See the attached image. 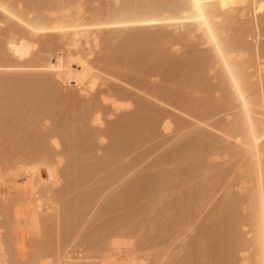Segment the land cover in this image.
<instances>
[{"label": "rangeland", "instance_id": "1", "mask_svg": "<svg viewBox=\"0 0 264 264\" xmlns=\"http://www.w3.org/2000/svg\"><path fill=\"white\" fill-rule=\"evenodd\" d=\"M19 1L21 4H23H19ZM57 1L59 3H57ZM57 1L49 0L45 3L46 5L44 4L43 7H39L38 10L30 13L31 7L29 3H27V0H8V2L18 15H20L22 18L28 19H31L36 15L41 17H49L50 14L55 15L54 12L57 9H60V11L62 12L57 10L56 15H58L59 13L61 15L62 13L66 12L65 10H61L64 8L72 14L73 10L76 12L77 9H81L82 11V9L86 7L88 11L90 10V13H87L88 11L86 9L85 12L83 11V20L86 23L104 22V20H102L104 15V18H106L105 21L112 20V17L114 16L110 14H114L117 9H120L125 4L124 0H86V2L85 0H80L82 1L81 3L79 2V0ZM139 1L146 5H155L162 0ZM78 2L80 5L78 4ZM131 2L134 1L131 0ZM18 4L20 5V7ZM18 7L20 10L18 9ZM97 7L100 8L101 13L99 10H97ZM108 8L109 11H107ZM86 15L87 21L84 19V16ZM88 16L92 21L89 20L88 22ZM0 17V65L14 66L17 64H22L24 63L23 61H15L11 57V54L7 50L6 46V40L11 34L9 32V27H20V24L16 21L6 22L1 15ZM244 21L243 19L242 21H233V25H231V27H235H232L235 30H233L232 33L236 32L234 35H236L237 32L243 33L241 38L244 41L254 43L253 39L259 37L258 34L260 35V33L262 35L264 31H261L264 27L260 29V26L262 24L260 21L258 22L259 26H257V18L256 16H253L252 13H250V15L246 17ZM247 24L249 25V27ZM244 29H246V31ZM181 31H183L182 28L174 29L172 27L165 28L164 32L158 29L150 31H123L119 33H110V31H103L100 34V38H102L99 44L100 47L91 46L89 47V50H85V48L87 49V47L81 46L79 49L75 50L77 52L74 53L78 54L75 56L76 58L74 57L75 65L73 66H75L74 68L76 70H74L75 72L71 73L67 77V81H63L54 77L56 79V81L54 80V83L56 84L58 82V84L56 85L59 87V90L61 89V94L63 93L62 95L66 96L68 94L67 98H61L60 92H58V105H55V103L57 104V102L55 101L56 99H54L56 97L53 98L49 94H47V92L49 91L47 87L35 81L42 75L36 74V76L32 77L30 73H0V79L5 78L7 80L14 79L21 81V83L19 82L20 85L17 84L10 87H7L6 85L2 86L1 84L2 87H0V95L7 96V98L9 96L11 103L13 102L14 104H16L15 107L12 108L13 110L11 111V113L18 114V116L11 114L13 121L11 120L10 124H8V126L6 127L7 129H9V127L10 129H15L19 136V142L22 143L21 144L17 142L14 143L15 145H13V143L11 144V141H7V139L6 141L8 143L6 141H4L5 143H2L3 139L0 140V144L2 143L6 146H2V144L0 145V175H6L10 170L14 169L13 167H16L17 163V166L20 167L19 165H21V162H27L25 159V157L27 158V156H25L24 158L19 157L17 159L9 158L8 163H6L8 159L4 163L5 158H8L6 157V155L8 154V149L9 152L10 149H13L14 151L19 150L20 152H30L29 149H32L31 147L38 145L39 139H44L43 144L47 147L50 146V148L53 149V162L58 173V182L53 187L54 196H47L48 198L46 197L47 202L52 204L50 210L46 212L47 214L51 213L50 216L52 215L53 217V222L50 228L42 224L39 225L40 228L30 230L28 228L26 220L24 219V221H21L22 223L20 222L21 224L17 223L19 228H17V226L12 227L14 224H12L11 218H14V216L11 217V214L13 213V215L16 216L18 215V212L11 213L9 211L10 208H8V202L2 201V198H0V237L5 239L7 238V235L9 236V234L11 233L17 235L18 232L19 236L17 235L16 242L19 244L16 245L15 242L13 248L17 251L16 256L18 255L17 259L19 261L21 260V262L25 263V261L28 260L27 258H33L34 254L37 253H34L36 251L32 250L34 249L32 247L35 245L38 246L40 245V243H43L42 245H44L43 247H45V251L40 254V256H42V264H101L102 258L104 257L102 249L104 250L106 247V240L114 236L117 238L116 241L120 243H127L130 246L131 250H133L134 262L132 264H207L208 262V264H254V250L253 248H250V246L246 247V250L242 253L235 251L230 256L228 261H225L226 263H224L223 261L220 262V258L222 259L224 254L222 255L221 253L223 250H217L216 246L219 245L218 247L221 248L223 245L225 246L229 242L232 243V241L235 239V236H239L244 239L246 245H249L253 239L250 227L242 226V222H237L236 219L234 220V224L235 221L237 222L235 225L231 223L233 221H228L233 225L231 226L233 230H230L231 228H228L230 224L227 222V218L225 217L229 216L231 208L233 209L234 206L232 205L233 207H231L229 205L230 202L228 203V201L224 200H228L227 195L234 198L237 197L236 199H242L239 203H237V215H239L237 216L238 221L242 219L240 217H245L248 214V203L246 202V198L248 192L252 188V184L245 178L244 171L246 169V166L249 164V160L247 157L242 158L241 156H236L239 150V142H236V138L234 139L232 137L234 135L231 136L233 140L230 138V134L232 133V124L235 115L238 112L237 110L232 109V107H229L222 102L216 112L214 111L208 116L206 114L200 113L205 109L207 104H214L220 98V95L219 97L216 95L218 93L216 92L215 87L216 85H218V80L216 81V79L214 80L213 78L216 68H213L212 70H207L206 68H204V70H202L207 84L206 87L203 88V90L195 91V95L194 93H192L194 91L191 90L190 92L187 91L185 87H179L181 83L183 84V81L186 85H190V83H193L195 85L196 82L192 81V79H194L195 77H193L192 73L189 75L190 72L188 73L185 70L186 65L188 64V62L191 63L192 60H197L199 57H202L204 52V49L200 46L202 43L196 38V36L191 35L186 39H181L178 36H175L177 32L179 33ZM157 38H160L161 40L159 39L160 41L158 40L159 42H156ZM56 41L60 43L59 40L56 39ZM260 41H264L263 36L260 38ZM38 45L39 46H37V50L35 51L36 53L34 52L33 57H44V55L45 57H48L46 52L42 50L40 51V49L43 48L41 43H39ZM61 48L64 47L61 46ZM130 52H132V54ZM189 52L190 54H188ZM66 53L64 52L65 55H68ZM134 53H137L138 57L137 54ZM243 54V60H246L250 57V55H247L245 52ZM258 56L262 57L263 54ZM102 58L104 59V61H102ZM105 60H108L106 62L107 66L106 64L103 65V63H105ZM113 60H115L116 62ZM119 60H121L122 62ZM100 61L101 63H103L101 64ZM129 61L130 64L128 63ZM81 66L85 68L83 70L85 71V73L80 72L79 69L82 68ZM129 67L131 68L129 69ZM90 68H94V72L97 75L99 74V77L100 75L103 76L100 77L98 84L96 80L93 81L94 79H92L95 78L94 75H92L93 73L91 71H86V69ZM253 69L254 70L252 72L253 74L251 80L252 83L257 87V90L259 89L257 96V105L260 113L264 117V72L262 73L258 71V67ZM171 71L174 74L169 75ZM89 73L92 75V78L90 77ZM164 75L169 76V78ZM75 77H78L82 80L72 83V81L70 80ZM68 78H70V80ZM104 78L106 79V82ZM140 81H143V83L139 85L138 82ZM59 82L60 85H62L61 87L59 85ZM92 82L94 83L92 84ZM91 86L94 88L92 90L89 89L91 94L97 96L100 101L101 96H99L98 94L100 91L103 90L105 91V93H107L111 90L116 89L119 94L125 93V95L128 96V99H130L131 101L134 100L132 104L135 107H131V111L137 109V106L134 103H136L135 101L139 102L140 100L146 106V108H148L149 111L158 113L159 115L162 114V117L160 116L161 120L159 119L160 121L154 124V126L156 127H153V125H151L155 131H153L154 133H151L152 130H150L151 135H149L148 133L149 127L150 129H152L151 126H149L148 130L146 131V133L148 134H145L143 132L145 134L144 136L143 134L141 135L140 131L136 134L134 133L136 137L131 134L133 136V142L132 145H130V148H133L131 149L132 153L127 157L118 160V162L120 163H133V167L131 166L130 171L125 174L121 175L120 173H117V168L114 169V167H117V165L115 163V166L114 162L112 161L108 163L106 159H104L106 160L104 161L102 158L100 162L98 158L100 159L101 157L99 156L97 158H81L79 155L81 152L80 150L82 147H85L88 142L90 143L88 139L87 143L79 140L80 143L77 142V145L75 144L76 147H73L72 152L65 154V151L67 150H64L65 145L62 146V144L64 143V137H62L64 135L63 133L67 132V135L64 136H68L69 134L70 138L71 134H73V137L77 135L79 131H83V129H81L82 127L80 128L79 126H82V124H79L78 126L77 124H75L77 128L81 129H79V131L77 132L76 127L74 128V123L71 121L73 117L74 121H76L75 119H78L77 110L79 107H77V103L80 98H83L85 96V93L80 92L81 89H86V87L91 88ZM3 87L5 88L3 89ZM150 87L171 89L170 91H172V94L175 95V93L177 92V96L175 95L176 97L188 98L190 105H187L186 107L188 108L189 106H191L187 109V112L190 111V113L188 112L189 114H187V112L184 111L186 110V108L181 103L178 105L179 107H176V105L171 106L166 102L163 103V101L158 97L157 98L159 99V101H162V103L159 102L157 98L155 100L153 95L150 92H147V90H150ZM138 88L140 90H138ZM202 94H204V96ZM181 95H183L184 97ZM207 96L210 98H208ZM39 97L41 98L39 99ZM21 98L23 100H21ZM116 99L118 101L125 100L118 97ZM190 99L192 100V102ZM48 101H50V103H54L55 108L56 106L58 107L56 109H58L57 112H59L60 114H57V112L55 113V111L53 113L57 115L53 114L48 117H43V115L39 114V111L41 110L40 107L43 108L45 102ZM207 101L211 102L208 103ZM198 104L202 105L199 106ZM101 105L102 107H104L106 112H113V108L111 107L110 103H101ZM194 105H196L195 110L197 109V106H199L196 110L197 112H194L195 110H193ZM181 107H183L184 112L182 111V109H180ZM117 113L118 112H116V114ZM119 115H121V113L115 115L114 117H109L108 115L104 114V125L101 129L106 130L108 123L115 121L117 116ZM194 115H196V117H193ZM197 116L199 120H196ZM61 123H64L63 127H65V125L67 127V129L65 128V131L63 133H57V136L60 135L61 137L59 138L51 136V134H53V131H55L57 127L62 125ZM86 123H88V125H90V128H92L93 130L97 128L91 125L88 121ZM164 123L169 124L167 130H164ZM218 124H220V126L223 125L225 129H223L222 127L220 128L219 126L220 129L218 128V130L223 131H218L216 126ZM84 127L86 128V126ZM73 128V131H75V133L70 130ZM58 129L59 128H57V132ZM68 131H71V133ZM32 133L34 136L38 135L41 138L38 139L37 137V139L33 143L34 139L31 137ZM137 135L143 136L144 139H142V137L140 136V140ZM135 138L136 141H134ZM21 139H24L25 142H23ZM94 139L96 143L94 145H97L99 143V140L97 138ZM29 140L32 141L30 142ZM53 141L59 142V145L57 147H54ZM139 141L140 143H138ZM9 142L11 144L10 146ZM108 143L109 141L107 139H105V141L103 142L104 145L99 143V146H97H101V148H98L95 153L97 155L103 156L102 152L104 148L102 146L106 147ZM227 143H229V145ZM230 145L233 147L229 148L228 146ZM9 155L10 154H8L7 156ZM99 162L102 165V167L100 166L101 170L97 171L96 174H91L92 176H83V168L89 169L90 167H94L96 164L97 167H99ZM111 169L113 170V172H111ZM68 170L71 171V173H74H68ZM114 170H116V172ZM66 173L71 175L69 179H66ZM11 174L12 172L8 176H6L7 180L13 179V175ZM160 177L162 180L160 179ZM66 181L71 182L72 187L67 190L66 193H62L63 190L67 188ZM153 182L155 185H157L156 187L154 184H152ZM10 183H13V193L10 195L14 200L12 206L22 203L20 209L23 213L24 211H26L25 204L28 197V191L26 187L24 191L20 189V187H22L23 185H20L19 179L15 181L13 180V182ZM133 184H138V186L139 184H143L141 188L145 190H152L155 192L152 193V191H150L151 194L148 193V196L147 194L145 196L143 194L141 196H144L143 198H140L139 194L135 193L136 196L134 195V198H137L139 196L138 198H140V200L138 199L136 202L135 198L133 206H130L128 209L115 208L117 204H114V200L117 195H119L122 190L125 189L128 185ZM151 185H153V187ZM154 187L155 190H153ZM157 192L158 194H160L158 195ZM84 198L85 202L82 203ZM77 199L79 203L78 207H73V209L71 208V210H69L68 212L69 215L67 223H69V225L67 224L68 227H66L68 228L67 230L69 231V234L66 230L68 234L67 235L65 234L64 229H66V227L65 223H63L64 219L62 220V217H64L65 210L69 205L68 203H72L73 201L75 202ZM110 205L111 209H109ZM112 208H115L116 210H112ZM10 210L12 211V209ZM7 213L10 214L6 215ZM23 215L25 216V214ZM24 216L23 218H25ZM6 217H9V219H6ZM111 221L112 223H109ZM226 222L229 226L226 225ZM10 223L12 224V226H10ZM124 224L127 225V228ZM71 226L73 227L71 228ZM16 228L18 230H16ZM129 228H131V231L129 230V237H121L123 231L127 232L126 229ZM14 231L16 233H14ZM63 231L64 235H67V237H64ZM204 233H206L207 238H204ZM22 240L24 241V243ZM102 242L105 243L103 244ZM211 242H213V244ZM234 242L236 244L237 240L233 241V243ZM210 245L212 246L210 247ZM213 246L214 248L212 249ZM27 252L28 254H26ZM40 256L39 258H41ZM212 256L219 258L217 263L213 262L216 258L213 257V259ZM9 258L12 259L13 257L9 256L8 259ZM13 262L14 261L9 259V261H7V264ZM38 264H40V262Z\"/></svg>", "mask_w": 264, "mask_h": 264}, {"label": "bare ground", "instance_id": "2", "mask_svg": "<svg viewBox=\"0 0 264 264\" xmlns=\"http://www.w3.org/2000/svg\"><path fill=\"white\" fill-rule=\"evenodd\" d=\"M27 1H28L27 3H29V5L31 7L30 13H32L33 11L38 10L39 7H43V5L46 2H48L49 0H27ZM132 1H134V2H131V0H124L125 4L120 9H117L114 14L113 13L110 14V15L114 16V17H112V20L105 21L106 18H104V16H105L104 15L103 19H102V20H104V22L86 23L83 20V11L85 12L87 10L86 7L85 8L81 7V8H84V9H82V11H81V9H77L76 12L73 10V12H75V13L72 12V14L69 13L67 11V9L64 8L61 10H63V11L65 10L66 12L62 13L61 15H60V13L58 15H56V11L58 10L57 9L54 12L55 15L50 14L49 17L48 16L47 17H41V16L36 15L33 18L28 19V18H22L20 15H18L14 11L13 7L10 5L8 0H0V6L5 7V11L0 12V15L3 17V19L6 22L16 21L17 23L20 24V27L19 26L9 27V32L11 34L6 40L7 50L9 51V53L11 54V57L15 61H23L24 62L22 64H17L14 66H9V65L8 66H1L0 65V73H3V72L28 73V74L30 73V75L32 77L36 76V74L42 75L38 79H36L35 81L37 83H41L42 85L46 86L47 89L49 90L47 92V94H49L53 98L56 97L54 99H56L55 101L57 102V96L59 97L58 92H60L61 98H67L68 94H67V96L62 95L63 93L61 94V91H60L61 89L59 90V87L56 85V84H58V82L56 84L54 83L56 81L55 78H58V79L63 80V81L64 80L67 81V77L71 73L75 72L74 70H76L74 68L75 66H73V65H75L74 64L75 58H76L75 56L78 55L77 53H74V52H77L75 50L79 49L81 46L87 47V49L85 48V50H89V47H91V46H94V47L99 46L100 41L102 39V38H100L101 37L100 34L103 31H110V33L111 32L112 33H119V32H123V31H150V30L158 29V30H161L162 32H164L165 28H171L172 27L174 29H181V28L183 29V31H181L179 33L177 32V34H175L176 32L174 33L175 36H178L181 39H186V38L190 37L191 35L196 36V38L202 43L200 46L204 49L203 56L199 57L197 60L194 59L195 61L191 59L192 60L191 63L187 61L188 64L186 65V69L184 68L188 73L190 72L189 75L191 73L193 74V77H195V78L192 79V81H194L196 83H195V85L193 83L192 84L190 83V85H186V84H184V81H183V84L181 83L179 87L180 88L185 87V89L187 91H190V92L192 90V91H194L192 93H194V95H195V91L203 90V88H205L206 84H207L206 78L203 75L202 70H204V68H206L207 70H212L213 68H216L215 75L213 76V78H214V80L216 79V81L218 80V85H216L215 87H216V92L218 93L216 95L218 97L220 95V98L214 104H212V103L207 104L205 109L202 110L200 113L206 114L208 116V115L212 114L214 111L216 112L222 102L225 103L227 106L232 107V109H235L238 111L237 114L235 115V118H234V121L232 124V130H231L232 133L230 134V138L232 135H234L232 137L234 139L236 138L235 139L236 142H239V145H238L239 147L236 146L239 149L236 156H241L242 158L247 157L249 160V164L246 166V169L244 171V176L252 184V188L248 192L247 198H246V202L248 203V214L245 217H240L242 219L240 221H238L237 216H239V215H237L238 214L237 213V209H238L237 203H239L242 199L240 200L239 197H238L239 199H236L237 197L234 198L232 196H231L232 197L231 198L229 195H227L228 200H226V199H224V200L228 201V203L230 202L229 205L231 207H233V206L234 207H233V209L231 208V211H230V214L228 217L223 216V217L227 218L226 219L227 222L233 221V222H231L232 224H234V220L236 219L237 222H242L241 223L242 226H249L251 229V233L253 235V239H252L251 243L249 245H246L244 239H242L239 236L238 237L235 236V239L237 237L236 244H235V242L233 243V241H236L234 239L232 241V243L229 242L225 246L223 245L224 247L222 246L220 248V247H218L219 245L216 246V249L219 251L223 250L225 252L224 253L222 251L221 254L222 255L224 254V255H223L222 259L220 258V262L223 261L224 263H226L225 261H228L230 256L235 251L242 253L246 250V247L250 246V248H253V250H254V264H264V244H262V223H261L262 217H264V117L260 113V110L258 109V105H257V96H258L259 89L257 90V87L255 86V84L252 83V80H251L252 74H253L252 72L254 70L253 68L258 67V69H257L258 71H260L262 73L264 72V41H262V42L260 41V38L262 36L264 37V32H263L264 31L263 30L264 29L263 28L264 27L263 26L264 25V13H262L260 11V5L264 4V0H210L211 3L218 6L215 10H213L210 13V16H211L210 25H206L203 22H201L198 19L197 15L195 14L194 10H191L190 12L186 13L183 9H181L179 7V5L186 3L187 0H162L161 2H159L155 5H146L144 3H141L139 0H132ZM79 2L81 3L82 1L79 0ZM79 2H78V4H79ZM85 2H86V0H85ZM57 3H59V2L57 1ZM116 3H118V2H116ZM19 4H21L20 1H19ZM223 5H228V6L224 7ZM233 5H235V6H233ZM19 7H20V5H19ZM19 7H18V9H19ZM109 8H111V7H109ZM109 8L107 11H109ZM48 9H49V7H48ZM97 10L100 11V8H98ZM44 11H42V12H44ZM52 11H51V13H52ZM58 11H60V9ZM89 11L87 13H90ZM102 11H103V9H102ZM6 12L9 14H6ZM60 12H62V11H60ZM30 13H28V14H30ZM100 13H101V11H100ZM250 13H252L253 16H256L257 23L260 21L263 24V25L261 24V26H260L261 27L260 29L263 28L261 31L263 33H262V35H261V33H260V35L258 34L259 37H256L255 39H253L254 43H250L249 41H244L241 38L243 33L237 32V34L234 35L236 32H234V33H232V32H233V30H235V29H233L235 27H233V26H232L233 28L231 27V25H233L232 24L233 21H235V20H238V21L241 20L242 21V19L244 21V19L246 17H248L250 15ZM107 14H109V13H107ZM90 16H91V14H90ZM86 17H87V15L84 16L85 20H86ZM106 17H107V15H106ZM97 19H99V18H97ZM89 20H90V17L88 16V22H89ZM90 21H92V20H90ZM149 21H157V22L156 23H150ZM247 25H245V26H247ZM209 26L212 29L211 33L209 32ZM257 26H259V23ZM248 27H249V25H248ZM38 28H43L44 31H39V30L34 31V29H38ZM251 28H252V26H251ZM244 30L246 31V29H244ZM9 32H8V34H9ZM213 36L216 37L215 42L213 40ZM56 39L59 40L60 43L57 42ZM112 39H113V37H112ZM159 39L160 38H157L156 42H159L161 40V39L160 40ZM39 41H41V42H39ZM103 42H102V46H103ZM139 42H140V40H139ZM218 42H222V46H223L224 51H225V55L223 58L217 53L216 43H218ZM39 43H41V45L43 47L42 49H40V51L42 50V51L46 52L48 57H45V55H44V57L43 56L42 57H38V56L33 57L34 52L37 50V46H39L38 45ZM110 45H111V42H110ZM61 46L64 48H61ZM129 51H131V50H129ZM64 52L65 53L67 52L66 54H68V55H65ZM244 52L247 55H250V57L246 60H243L244 59V54H243ZM130 53L132 54V52H130ZM134 54H137V53H134ZM188 54H190V52ZM262 54H263L262 57L258 56V55H262ZM120 57H121V55H120ZM137 57H138V54H137ZM102 61H104L103 58H102ZM107 61L105 60V63L102 62L103 65L106 64V66H107V63H106ZM113 61H115V60H113ZM119 61H121V60H119ZM100 63H101V61H100ZM128 63L130 64V61ZM125 65H127V64H125ZM109 66H110V64H109ZM81 67L82 68L79 69L80 72L85 73V71H83L85 68L83 66H81ZM96 68H98V67H96ZM130 68L131 67H129V69ZM86 71H89V72L91 71L93 73L92 75H94L95 78H92L91 77L92 75L89 73L90 77L92 79H94L93 81L96 80L97 84H98V81L100 80V77H103L101 75L99 77L98 76L99 74L97 75L94 72L95 71L94 68L86 69ZM6 74H8V73H6ZM170 74H174V73H172V71H171V73H169V75ZM233 75H236L242 83L243 99H241V96L236 92L235 88L232 85V76ZM164 76H166V75H164ZM166 77L169 78V76H166ZM68 79L70 80V78H68ZM69 80H68V82H69ZM79 80L81 81L82 79L75 77V78H72L70 81H72V83H75V82H78ZM104 80L106 82L105 78H104ZM186 80H187V78H186ZM19 82L21 83V81H19V80H14V79L13 80L12 79L7 80L5 78L4 79L1 78L0 79V87H2L3 85H6L7 87L17 85V84L20 85ZM93 83L94 82H92V84ZM138 83L140 85L143 83V81H140ZM1 84H2V86H1ZM59 85H60V82H59ZM61 86L62 85H60V87ZM5 87H3V89ZM89 89L92 90L94 88L91 86V88L86 87V89L85 88L81 89L80 92L85 93L84 94L85 96L83 98H80V100L77 103V107H79L77 110V113L79 116L77 115L78 119H75L76 121L73 120L74 117L72 118V121H71L74 123V128L76 127L77 132L79 131V129L81 127H82L81 129H83V131H79L78 132L79 134L78 133H77V135L74 134L75 136H73V137H72L73 134H71V137L69 138V136H70L69 134H68V136H64V135H67V132L66 133L64 132L65 128L67 129V127H66V125H65V127H63L64 123H61L62 125H60L59 127H57L58 125L56 126L57 128H59L58 132H57V128L55 127L56 130L54 128L55 131H53V134H51V136H55V137L60 138L61 136L60 135L57 136V133L61 134L64 132L63 133L64 135L62 134L63 135L62 137H64L63 138L64 140L62 138L61 139L64 142L62 144V146L65 145L64 147L67 148V149L64 148V150H67V151H65L66 152L65 154L72 152L73 147H76V145H77L76 143L79 142V140H82L85 143H87V139H88V141H90V143L88 142L86 145L84 144L85 147L81 148V150H80L81 152L79 151L80 152L79 155L81 158H83V157L84 158H86V157L97 158L99 156V157H101L100 159L98 158V160H100V162H101L102 158H103V160L106 159L108 163H110L112 161V162H114V165H115V163L117 165V167H114V169L117 168L116 169L117 173H120L121 175L125 174L128 171H130L133 163H130V162L129 163L128 162L127 163H120V162H118V160L121 158L123 159L132 153L131 149H133V148H130V145H132V142H133V136L132 135H134V137H136L135 134L138 133L139 131L141 132V135L143 134V136L145 134H148V133H149V135H151L150 130H152L151 133L154 131L153 127H156V126H154V124L158 123L161 120L160 116L162 114L159 115L158 113H154V112L149 111L148 108H146V106L142 103V101L139 100L140 99L139 97H138L139 102L135 101L136 103H134V104H136L137 109L136 110L134 109L131 111V107H135L132 104L134 100L131 101L130 99H128V96H126L125 93L119 94V92L116 89L111 90L107 93H105V91H103V90L100 91L98 94H99V96H101V101L98 99L97 96L92 95ZM176 89H178V88H176ZM193 89H195V90H193ZM138 90H140V89L138 88ZM170 90L171 89H163L161 87L160 88L150 87V90L149 91L147 90V92H150L153 95V97L155 98V100L158 97L159 99H161L163 101V103L166 102L167 104H170L171 106L176 105V107H177L181 103L186 108V110H184V111L187 112V109L189 107H191V106H189L188 108L186 107L187 105H190L189 99L176 97L177 92L175 93V95H176L175 96L174 94H172V91H170ZM172 90H174V89H172ZM202 95L204 96V94H202ZM181 96H183V95H181ZM117 97L120 99H125V100L124 101H122V100L118 101L116 99ZM40 98L41 97H39V99ZM46 98H47V96H46ZM48 98H50V97H48ZM134 98H135V96H134ZM136 98H137V96H136ZM158 98H157V100L159 101ZM208 98H210V97H208ZM21 100H23V99L21 98ZM212 100H215V99H212ZM162 101H159V102L162 103ZM191 102H192V100H191ZM207 102L210 103L211 101H207ZM19 103H21V102H19ZM101 103H110L111 107L113 108L112 109L113 112L112 111H111V113L106 112L104 107H102L103 104L101 105ZM15 105L16 104H14L13 102L11 103L9 96L7 98V96L0 95V128H1L0 129V140L3 139L2 143H5L4 141H6V139H7V141L8 140L11 141V144L13 143V145H15L14 143H17V142L21 143V142H19V138H18L19 136L17 134V131H15V129H13V128L10 129V127H9L10 130H9L6 127V126H8V124H10V121L12 120V115L18 116V114H12L11 113V111L13 110L12 108L15 107ZM22 105H23V103H22ZM55 105H58V102H57V104L55 103ZM55 105H54V103H50V101L45 102L43 108L40 107L41 110L39 111V114L43 115V117H48L50 115H53L54 111H55V113L58 111V109H56L58 107L56 106V108H55ZM191 105H192V103H191ZM198 105L200 106L202 104H198ZM195 106L196 105H194L193 110H195ZM199 106H197V109ZM9 108H11V109H9ZM20 109H22V108H20ZM180 109H182V111H183V107H181ZM196 110L194 112H197ZM116 112H118V113L116 114ZM188 112L190 113V111H188ZM188 112H187V114H189ZM58 113L59 112H57V114ZM120 113H121V115L117 116L115 121L109 122L108 125L106 124L107 125L106 130L101 129L102 126L104 125V122H103L104 121L103 120L104 114L108 115L109 117H114L115 115H118ZM57 114H54V115H57ZM206 115H204V116H206ZM193 117H196V115H194ZM196 120H199L198 116H197ZM87 121L90 122L91 125H93L94 127H97V128H95L94 130L92 128H90V125H88V123H86ZM58 124H60V123H58ZM75 124H77V126L79 124H82V126L79 125L80 128H77V126H75ZM151 125H153V127ZM71 126H70V128H71ZM84 126H86V128ZM149 126H151L152 129H150ZM168 126H169L168 123H164L163 124L164 130H167ZM216 126H217V130H218L220 124H218ZM148 127H149V132L146 133V131L148 130ZM221 127L223 129H225V127L223 125H221L220 128ZM74 128L70 129V130L73 131ZM71 131H68V132L71 133ZM218 131L221 132L223 130H218ZM73 133H75V131H73ZM199 133H202V132H199ZM32 135H33V133L31 134V137L34 139L33 143L37 139V137H38V139L41 138L38 135L37 136H34V135L32 136ZM141 135H137V137L140 138ZM200 135H199V137H200ZM143 136H141L142 139H144ZM199 137H198V139H199ZM94 138H97L99 140L100 144H103L105 139H107L109 141L108 145L106 146L107 148L105 146H102L105 149V151L103 149V152H102L103 156L97 155L95 153V151L98 148L100 149L101 146L98 147L99 143L97 144L98 146L94 145V144H96ZM233 138H231V139L233 140ZM91 139L92 140L94 139L93 140L94 142ZM43 140L39 139L38 145L35 144L36 146L31 147L32 149H29L30 152H26V151L20 152L19 150L14 151L13 149H10V152H9L8 151L9 149L7 150V153L10 154L9 155L10 157L7 156L8 155L7 154L6 157H8V158H5L4 163L7 159L8 160L6 163H8L9 158H14V159L16 158L17 159L19 157L24 158L25 156H27V158L25 157L27 162H24V163L21 162L20 164L22 166L19 165L20 167L17 166V164H18L17 163L16 167H13L14 169L9 171L10 173L12 172L11 175H13V179H8V180L6 179V176H8L10 174L9 172L6 175L5 174L0 175V198H2L1 199L2 201L8 202V208L12 209V211L9 209V211L11 213L12 212H18V215H16V216L13 215V213L11 214L12 215L11 217L14 216V218L10 217L12 219V221H11L12 224H14L12 226V224L10 223V226H12V227L17 226V228H19L17 223H20L21 221L26 220V223H27L28 228L30 230L36 229V228L38 229V228H40L39 225H42V224H44V225L48 226V228H50V226L53 222V217H52V215L50 216L51 213H48V214L46 213L50 210V207L52 205V204L47 202V198H48L47 196H49V197L54 196L53 187L58 182V173H57V170H56V168L54 166V162H53V149L50 148V146H48V147L45 146L43 144L44 143ZM140 140H141V138H140ZM22 141L25 142L24 139ZM134 141H136V138ZM84 142H81V143H84ZM138 143H140V141ZM194 143H193V145H194ZM229 143H227V144L229 145ZM11 144L9 142V146ZM30 144H32V143H30ZM134 144H135V142H134ZM137 144H136V146H137ZM189 144H190V142H189ZM3 145L5 146V144H2V146ZM58 145H59V142L53 141L54 147H57ZM7 146H8V144H7ZM186 146H187V144H186ZM228 147L231 148L233 146L230 145ZM0 148H1V146H0ZM78 148H80V147H78ZM182 148H184V147H182ZM2 149H7V148H2ZM11 156H13V157H11ZM106 160H104V161H106ZM134 162H137V161H134ZM117 163H119L120 165ZM100 166L102 167L101 163H100L99 167ZM99 167H97V164H96L94 167H90L89 169L83 168L82 174H83V176H85V175L89 176V175L94 174V173L96 174L97 171L101 170V167L100 168ZM111 167H113V166H111ZM81 169H80V171H81ZM112 169H111V172H113ZM116 170H114V171L116 172ZM67 172L71 173V171H69V170ZM68 173H66V175H65L66 179H69L71 177V175ZM72 173H74V172H72ZM176 177H178V176H176ZM155 178H154V180H155ZM18 179H19L20 185H23L22 187H20V189L24 191L25 187H26V189L28 191V197L26 199V204H25L26 205V207H25L26 211H24L23 213L21 212L22 210L20 209L22 203L15 205V206H12V203L14 200H13V198H11L12 196H10L13 193V187H12L13 183H10V182H13V180L15 181ZM160 179H161V177H160ZM151 182H152V179H151ZM154 182L152 184H154ZM67 184H66L67 188H65L62 193H66L67 190H69L72 187L71 182H67ZM161 184H162V182H161ZM142 185L143 184H141V185L139 184V186H138V184L128 185L125 189H123L122 192L119 195H117V197L114 200V202H115L114 204H117L115 206V208L128 209L130 206H133L134 205L133 203L135 202L134 199L136 198V197L134 198L135 193L139 194L140 198H143L146 194L148 196V193H150V191H152V190H147V189L145 190V189L141 188ZM151 186L153 187V185H151ZM156 186L157 185H155V187ZM155 187H154V189L153 188H151V189L155 190ZM153 192H155V191H152V193ZM158 192H157V194H158ZM143 194H144V196L141 197ZM138 197L135 199L136 202L138 199L140 200V198H138ZM79 201H80V199H79ZM83 202H85V198L83 199L82 203ZM68 204L69 205L65 210L64 217H62V220L64 219L63 223H65V227L67 226V224L69 225V223H67L68 222V215H69L68 212H69V210H71V208L73 209V207L74 208L78 207V204H79L78 199L75 202L73 201L72 203H68ZM80 205H81V202H80ZM111 205L109 206V209H111ZM115 208H112V210H116ZM22 209H23V207H22ZM105 211H107V210H105ZM44 213H46V214H44ZM8 214H10V213H7L6 215H8ZM14 214H16V213H14ZM23 214H25V216ZM223 215H225V214H223ZM23 216L25 218H23ZM6 219H9V217L8 218L6 217ZM20 219H22V220H20ZM103 219H104V217H103ZM221 221H223V220H221ZM236 221H235V224L237 223ZM7 222H9V221H7ZM227 222H226V225H228V223H229V222L228 223ZM109 223H112V221ZM232 224H230V226L228 225L229 226L228 228H231V226H233ZM120 225H119V227H120ZM124 225H126V224H124ZM67 227H66V229H64L65 234H67V232L69 234ZM72 227L73 226H71V228ZM125 227L127 228V225ZM17 228H16V230H18ZM130 229L131 228L126 229L127 232L123 231L121 237H125V236L129 237V230ZM66 230H67V232H66ZM72 230H70V231H72ZM230 230H233V228H231ZM15 231H14V233H16ZM114 232H116V231H114ZM11 234H13V233H11ZM11 234H9V236L7 235L6 236L7 238H5V239L0 237V264H7V261H9V259L15 262V263L13 262L10 264H38L39 262H40V264H42V256H40V254H42V252L45 251L44 250L45 247H43L44 245H42L43 243L42 244L40 243V245H38V246L35 245L32 247V248H34L32 250L36 251L34 253H37V254H34V257H33L34 259L33 258H27L28 260H26L24 263V262H21V260L19 261L17 259L18 258L17 257L18 255L16 256L17 251H16V249L13 248L14 243L17 240V235L19 236V234H18V232H17V235L16 234L11 235ZM112 234H110V235H112ZM204 234L206 235V233H204ZM63 235H64V231H63ZM67 235H64V237H67ZM205 235H204V238H207V235L206 236ZM198 237H200V236H198ZM208 239H209V237H208ZM116 240H117V238L114 236H112L111 238L106 240L107 241L106 247L104 250L102 249V251L104 253V257L102 258L101 264H132L134 262L133 250H131L130 246L127 243H120ZM103 241H104V239H103ZM206 241H207V239H206ZM23 243H24V241H23ZM102 243L104 244L105 242H102ZM211 243L213 244V242H211ZM17 244H19V243L16 242V245ZM211 246L212 245H210V247ZM213 248H214V246L212 247V249ZM213 253H214V251H213ZM26 254H28V252ZM215 254H216V252H215ZM219 254H220V252H219ZM9 256L13 257V258L8 259ZM39 256L41 258H39ZM213 257L214 256H212V258ZM214 258H216V257H214ZM218 260H219V258L217 257L215 259V261H213V262L217 263ZM106 261H107V263H106ZM44 264H46V263H44Z\"/></svg>", "mask_w": 264, "mask_h": 264}, {"label": "snow or ice", "instance_id": "3", "mask_svg": "<svg viewBox=\"0 0 264 264\" xmlns=\"http://www.w3.org/2000/svg\"><path fill=\"white\" fill-rule=\"evenodd\" d=\"M227 7L228 5H223ZM235 6V5H233ZM181 9H183L186 13L194 10L195 14L197 15L198 19L206 25H210L211 16L210 13L215 10L218 6L211 3L210 0H187L186 3L179 5ZM5 11L4 6H0V12ZM260 11L264 13V4L260 5ZM6 14H9L6 12ZM150 23H156L157 21H149ZM39 31H44L43 28L34 29ZM212 29L209 26V32L211 33ZM214 42L216 41V37L213 36ZM217 53L223 58L225 55L224 48L222 46V42L216 43ZM232 85L235 88L236 92L241 96L243 99V92H242V83L236 75L232 76ZM262 244H264V217H262Z\"/></svg>", "mask_w": 264, "mask_h": 264}]
</instances>
